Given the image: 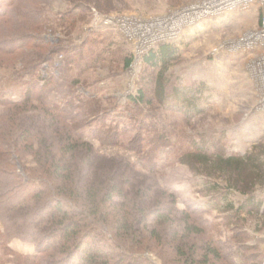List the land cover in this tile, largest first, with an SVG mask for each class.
<instances>
[{"label": "rangeland", "instance_id": "1", "mask_svg": "<svg viewBox=\"0 0 264 264\" xmlns=\"http://www.w3.org/2000/svg\"><path fill=\"white\" fill-rule=\"evenodd\" d=\"M199 2L0 0V9H6L0 12V134L12 124L8 103L29 92L33 99L72 103L81 138L98 156L129 165L152 194L163 189L173 194L175 203L163 208L174 205L184 212L198 204L235 264H264V186L246 194L228 188L223 175L195 171L198 165L189 156L204 149L242 157L264 148V81L252 62L257 54L238 45L242 35L261 26L262 11L254 3L247 10L182 20L180 15ZM163 44L180 50L166 73L172 76L166 102L153 94L149 80L157 72L145 59ZM128 57L133 63L126 68ZM142 89L152 105L130 100ZM188 99L197 102L198 111ZM38 101L32 106H42ZM6 151L14 154L9 160L20 175L37 166L30 153ZM253 197L263 219L238 212ZM2 217L7 219L0 210V264H45L50 245L65 236L56 229L50 239L39 240L38 224L46 214L20 226ZM88 236L66 264H84L78 259L93 244ZM144 256L160 264L168 253L147 250Z\"/></svg>", "mask_w": 264, "mask_h": 264}, {"label": "trees", "instance_id": "2", "mask_svg": "<svg viewBox=\"0 0 264 264\" xmlns=\"http://www.w3.org/2000/svg\"><path fill=\"white\" fill-rule=\"evenodd\" d=\"M88 5L83 3L82 7L87 9ZM5 10L2 6L0 12ZM179 51L174 44H163L145 57L157 72L149 81L154 82L153 94L162 102L167 101V88L172 83V76L166 77V73L178 59ZM132 63V57L126 58L125 67ZM28 95L24 100L8 103L5 111L12 116V124L6 126V135L0 134V210L7 217H2L4 222L15 226L30 218L34 224L38 222L34 221L35 216L46 214L38 224L39 240L50 239L56 229L65 231L64 238L55 246L50 245L52 252L45 264L69 262L88 235L93 243L91 250L88 247L78 263L158 264L144 256V252L153 250L159 255L168 253L161 257L160 264H235L223 241L211 234L213 229L198 204L190 205L196 208L188 205L191 210L184 212L174 205L163 208L161 205L167 202L175 203L173 194L165 189L152 194L129 165L106 162L98 156L81 138L82 124L72 113V103L63 106L46 96L33 99V94ZM35 100L42 106L33 107ZM130 100L136 106L153 104L143 89ZM186 102L192 110H199L196 101ZM8 148L24 152L22 157L26 153L34 156L37 166L29 169L28 176L17 172L9 160L14 154L8 153ZM189 156L198 165L195 171L223 175L228 188L246 194L257 185L264 186V148L242 157L204 149ZM253 200L255 197L238 212L245 210L249 216L263 219L261 205ZM50 205H55V209L50 210ZM156 207L159 208L151 214Z\"/></svg>", "mask_w": 264, "mask_h": 264}, {"label": "built area", "instance_id": "3", "mask_svg": "<svg viewBox=\"0 0 264 264\" xmlns=\"http://www.w3.org/2000/svg\"><path fill=\"white\" fill-rule=\"evenodd\" d=\"M254 3H257L262 11L261 26L242 35L238 40V45L241 49L254 51L257 54L252 59V62L257 68V77L264 81V0H201L198 4L192 5L185 10L180 16L184 21L189 22L190 20L193 22L202 18L233 12L238 9L247 10Z\"/></svg>", "mask_w": 264, "mask_h": 264}]
</instances>
